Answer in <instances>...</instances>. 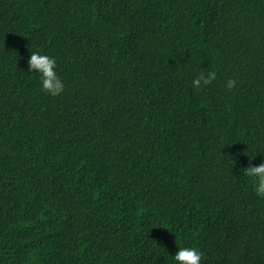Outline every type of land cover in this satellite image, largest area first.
Returning <instances> with one entry per match:
<instances>
[{
  "label": "trees",
  "instance_id": "1",
  "mask_svg": "<svg viewBox=\"0 0 264 264\" xmlns=\"http://www.w3.org/2000/svg\"><path fill=\"white\" fill-rule=\"evenodd\" d=\"M32 51L57 59L61 95ZM201 70L216 79L196 89ZM249 159L264 0H0V264H173L180 244L264 264Z\"/></svg>",
  "mask_w": 264,
  "mask_h": 264
},
{
  "label": "clouds",
  "instance_id": "2",
  "mask_svg": "<svg viewBox=\"0 0 264 264\" xmlns=\"http://www.w3.org/2000/svg\"><path fill=\"white\" fill-rule=\"evenodd\" d=\"M27 71L39 76L40 86L44 92L52 97H57L65 90V83L58 74L57 59L41 51H32L27 59ZM215 71L201 70L192 80L196 89L210 85L216 79ZM236 85L234 79L226 82V88L231 91ZM252 159V158H251ZM249 159L247 167L243 168L244 175L251 178L253 189L258 197H264V160L254 165ZM172 257L173 264H202V253L195 246L180 244Z\"/></svg>",
  "mask_w": 264,
  "mask_h": 264
}]
</instances>
